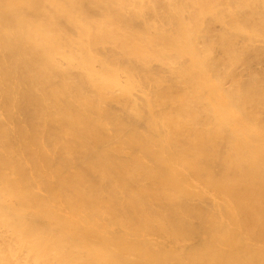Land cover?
Listing matches in <instances>:
<instances>
[{
  "label": "bare ground",
  "instance_id": "6f19581e",
  "mask_svg": "<svg viewBox=\"0 0 264 264\" xmlns=\"http://www.w3.org/2000/svg\"><path fill=\"white\" fill-rule=\"evenodd\" d=\"M0 264H264V0H0Z\"/></svg>",
  "mask_w": 264,
  "mask_h": 264
}]
</instances>
